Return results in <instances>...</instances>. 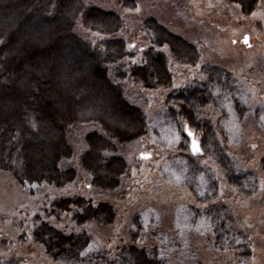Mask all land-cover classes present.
Masks as SVG:
<instances>
[{
  "label": "trees",
  "instance_id": "obj_1",
  "mask_svg": "<svg viewBox=\"0 0 264 264\" xmlns=\"http://www.w3.org/2000/svg\"><path fill=\"white\" fill-rule=\"evenodd\" d=\"M249 16L260 0H229ZM122 8L134 11L135 2L125 0ZM82 27L103 40L96 46L75 34ZM125 28L122 16L113 10L86 4L85 0H0V173H8L30 196L40 189L63 190L77 179L75 168L67 165L74 157L68 132L74 126L95 125L99 132L87 134L86 150L80 159L91 186L113 193L122 186L129 171L118 145H129L153 134L145 112L125 96L127 81L150 91L170 90L173 75L170 59L195 68L201 56L197 47L172 32L156 18L142 24L149 47L137 54L120 37ZM203 82L173 91L166 100V126L182 124L194 133L203 155L190 152L184 132L180 150L190 155L174 158L182 182L208 206L194 214L191 226L204 222L211 231L209 244L217 252L232 251L239 263L247 264L252 251L225 206H212L219 194L214 174L201 166L203 158L213 160L224 172L227 183L239 194L253 196L259 187L257 175L247 171L229 155L219 137L221 122L229 121L233 110L238 122L250 114L241 82L216 65L201 68ZM231 108H230V107ZM222 114L215 125L207 110ZM264 106L255 112L257 123ZM260 123V122H259ZM177 160V161H176ZM264 172V159L261 163ZM198 191V193H197ZM42 215L33 220L32 238L57 264H170L169 244L147 247V227L142 215L132 219L129 244L114 253L98 249L85 233L66 232L48 222H71L75 226L96 224L111 227L116 210L107 202L92 203L84 197L46 199ZM154 221V220H153ZM0 264H19L0 257Z\"/></svg>",
  "mask_w": 264,
  "mask_h": 264
},
{
  "label": "rangeland",
  "instance_id": "obj_2",
  "mask_svg": "<svg viewBox=\"0 0 264 264\" xmlns=\"http://www.w3.org/2000/svg\"><path fill=\"white\" fill-rule=\"evenodd\" d=\"M124 1L85 0L88 5L110 9L122 16L125 28L120 37L137 54L132 63L140 64L143 49L149 47L142 24L151 17L194 44L201 56L200 63L195 68L180 66L170 59L167 49H162L169 57L173 75L170 90L150 91L132 81L125 83L126 99L145 112L153 134L129 145H118L119 154L129 166L119 190L97 191L81 168L85 138L89 133L99 132L95 125L74 126L68 132L74 157L66 164L75 168L78 176L63 190L40 189L33 197L19 188L10 174L0 173V257L19 264H57L34 242L33 220L38 215L43 217L41 210L46 199L80 196L94 204L113 205L117 214L114 224L102 228L96 224L79 227L68 221L48 222L66 232L89 235L98 249L114 253L118 247L129 244L132 219L140 214L147 227V239L142 244L147 247L169 244L170 264H242L236 253L212 249L211 231L204 222L198 221V227L191 226L194 214L190 209L203 212L211 205L198 200L201 194L193 193L183 184L182 175L174 166L177 163L174 158L190 155L180 150L186 128L179 123L175 127L166 126L161 118L168 96L203 82L201 68L212 64L231 72L241 82L248 99L250 114L238 122L233 110H229L230 119L221 122L224 134L220 132L219 137L238 166L257 175L258 191L253 196L241 195L227 183L224 172L213 160L203 158L199 164L214 174L219 186L218 198L212 206L228 208L237 228L247 236L252 251L247 264H264V172L261 169L264 117L260 123L255 118V112L264 106V0H260L249 16L229 0H132L136 6L134 11L122 8ZM75 34L96 46L103 40L86 31L80 23ZM246 36L249 37L247 44L243 42ZM207 117L215 125L223 121L222 114L210 108ZM146 154L150 157L143 158Z\"/></svg>",
  "mask_w": 264,
  "mask_h": 264
},
{
  "label": "water",
  "instance_id": "obj_3",
  "mask_svg": "<svg viewBox=\"0 0 264 264\" xmlns=\"http://www.w3.org/2000/svg\"><path fill=\"white\" fill-rule=\"evenodd\" d=\"M245 44L249 43V37L246 36L244 41ZM189 132L191 133V135H189ZM186 135L189 137L190 139V152L193 156L195 157H200L203 155V151L200 145V142L197 140V138L195 137L194 133H192L188 128H186L185 130ZM194 144L196 149L198 150H194ZM143 158H149L150 155H142Z\"/></svg>",
  "mask_w": 264,
  "mask_h": 264
},
{
  "label": "snow or ice",
  "instance_id": "obj_4",
  "mask_svg": "<svg viewBox=\"0 0 264 264\" xmlns=\"http://www.w3.org/2000/svg\"><path fill=\"white\" fill-rule=\"evenodd\" d=\"M189 135H191V133L189 132ZM194 150H198V149H196V147H195V144H194Z\"/></svg>",
  "mask_w": 264,
  "mask_h": 264
}]
</instances>
